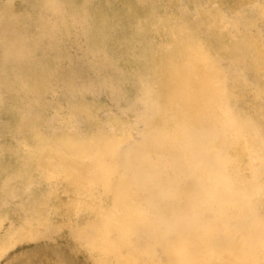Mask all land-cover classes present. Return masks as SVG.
I'll list each match as a JSON object with an SVG mask.
<instances>
[{
    "label": "bare ground",
    "instance_id": "obj_1",
    "mask_svg": "<svg viewBox=\"0 0 264 264\" xmlns=\"http://www.w3.org/2000/svg\"><path fill=\"white\" fill-rule=\"evenodd\" d=\"M14 1L0 0V258L16 243L6 264H164L140 242L155 229L165 264H201L180 254L195 240L214 264H249L235 241L264 248V0H62L81 54L48 61L14 43ZM103 84L127 120L101 121Z\"/></svg>",
    "mask_w": 264,
    "mask_h": 264
},
{
    "label": "rangeland",
    "instance_id": "obj_2",
    "mask_svg": "<svg viewBox=\"0 0 264 264\" xmlns=\"http://www.w3.org/2000/svg\"><path fill=\"white\" fill-rule=\"evenodd\" d=\"M77 1L80 5L81 0ZM77 1L72 0L71 4L68 3V7L72 8V6ZM15 4L17 7H21L22 10L24 9L22 12L15 14L13 17V22L17 27V29H15L16 35L14 37L15 44L25 46L26 48H34L36 51V57L38 59H44L47 56V61L50 60L49 55L52 54V51L55 50V48H59V50L64 52L63 55H66L68 53L69 56H80V51L73 48L75 37L72 32L74 30V27L70 30L72 32L68 33L71 39H68L65 35V27L66 25H68V23H71V21L69 18H67L65 4H63L62 0H50L43 5H36L35 3H33V0H15L14 5ZM27 6L28 8H26ZM16 11L19 10L17 9ZM31 17L39 19L41 21L42 27L25 28L27 20ZM63 64H65L66 66L67 62L63 60ZM99 87V96L102 98V100L106 101L108 106L107 109L101 110L99 112L101 121L106 122L109 115L114 114L127 120L126 114L128 109H123L121 107V104L112 97V93L109 91V86L107 84H103L99 85ZM59 93L60 94L58 98H61L62 100L57 104L66 107L72 98L70 91L68 89H63ZM133 105L134 108L138 111L144 110L143 104L139 101H135ZM55 106V98H51L49 104L46 107V110H53ZM38 114L40 115V111L38 112L37 110L30 113L31 118H36ZM49 116L50 113L48 111L46 117L49 118ZM127 123L130 131L133 133L134 140L141 141L143 137L149 136L148 131L144 128L138 117H135L133 119L132 124H129V121ZM5 140L8 142V140L4 138L0 133V160H5V156L3 154L1 155L3 148L2 144L5 143ZM119 153L121 155V160L125 162L127 156L126 148L122 147L119 150ZM125 173L127 174V171ZM52 186H55L59 191H63V189L66 187V182L65 180L60 182H52ZM210 218L213 219L212 217ZM45 240L47 242L49 241L48 239ZM41 241L43 242L42 239L33 240V243H41ZM140 242L142 246H148L152 248L157 254V257L160 258L162 263H167V244L164 242L162 234L159 231H156L154 229L149 233H142ZM235 245L239 249L243 248V250L245 251H250L251 257L249 260V264H264V248L258 251L253 245H250L249 248L245 245L242 246L241 240L239 238L236 239ZM17 246L18 244L15 243L12 247H10V249H8V252L0 258V263L4 262L3 264H6L5 260L7 259V256L14 249H16ZM65 248L68 249V247ZM78 249L82 252H86L84 245H79ZM180 254L181 256H185L186 254H188L189 258L192 260H196L199 257V261L201 264H214L213 257L208 254L207 251H205L204 244L199 242L198 240H195V242L189 246L188 252L186 250H183ZM105 264H117V262L109 261Z\"/></svg>",
    "mask_w": 264,
    "mask_h": 264
}]
</instances>
